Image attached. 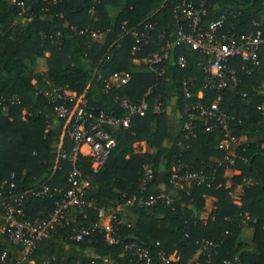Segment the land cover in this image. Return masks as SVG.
<instances>
[{"label":"trees","instance_id":"16d2710c","mask_svg":"<svg viewBox=\"0 0 264 264\" xmlns=\"http://www.w3.org/2000/svg\"><path fill=\"white\" fill-rule=\"evenodd\" d=\"M182 1L0 0V96L18 102L5 110L0 106V190L25 192L46 183L47 196L24 204L31 219L48 217L65 199L72 141L64 134L65 120L43 93L62 87L82 95L94 113L123 115L116 96L144 98L148 103L146 113L133 116L128 129H114L115 146L98 171L89 156L78 154L76 165L87 180L83 196L92 205L81 213L72 208L76 220L94 223L98 207L140 195L165 193L171 198L168 205H134L114 213L111 225L120 237L117 244L107 243L99 231L77 242L69 238L70 225L57 226L37 242L22 264L48 256H53L51 264H85L92 259L103 264L104 258L113 264H133L130 252L124 250L132 241L150 246L153 264H161L158 250L174 255L169 264H226L235 259L240 264H264V45L259 50L260 65L250 74L239 59L230 60L237 69L236 86L218 88L206 70L204 55L182 43L174 44L164 63L153 65L163 69L157 75L142 59L159 50L165 40L174 39L175 8ZM221 15L226 16V27L233 24L238 32L257 22L254 29L264 38V0H204L203 27ZM147 25L153 41L134 50L137 41L131 31L145 32ZM181 56L184 67L178 63ZM40 58L46 69L37 72ZM115 72L128 73L129 79L120 86L109 85ZM185 88L189 99L184 98ZM217 97L238 138L228 150L219 146L220 126L213 121L212 130H206L212 121L198 113L190 117L187 108L190 101L210 102ZM141 141L154 146L155 153L142 152ZM227 152L233 154V163L219 166ZM145 165L151 166L152 178L142 189ZM186 170L215 173L209 181L175 186L174 174ZM237 185L241 193L235 198ZM207 200L212 209L202 217ZM126 211L136 214L135 222ZM205 240L216 244L209 258L197 254ZM3 250L12 258L21 254L20 246L0 230Z\"/></svg>","mask_w":264,"mask_h":264},{"label":"built area","instance_id":"2783aa9c","mask_svg":"<svg viewBox=\"0 0 264 264\" xmlns=\"http://www.w3.org/2000/svg\"><path fill=\"white\" fill-rule=\"evenodd\" d=\"M204 12V0L198 3L183 0L178 3L175 8V33L174 39L165 40L159 50L148 53L142 60L148 62L151 70L161 75L163 69L156 70L153 65L164 63L167 60L168 51L176 43L186 44L195 50H199L205 57L206 70L209 76L217 81L218 88L236 86L239 82L237 69L230 65L231 59H239L242 62V69L250 74L260 65L259 50L264 45V38L260 32L254 27L258 25L253 22L250 28L238 32L233 24L226 27V16L221 15L219 18L211 21L207 26L201 25V16ZM181 14L182 16H178ZM185 23H181L182 20ZM253 27V28H252ZM151 25H147L145 32L132 30L131 34L136 38L137 44L133 49L138 50L143 44L153 41L148 31ZM95 33L92 32V35ZM164 38L163 34L159 35ZM137 61V60H136ZM178 63L184 67L186 61L184 57H179ZM129 79L128 73H113L109 77V85L120 86ZM207 87V83L203 86ZM185 88L184 98L189 99V92ZM49 104L52 105L55 113L65 120L64 134L72 141V148L68 155L71 162L67 174V182L69 187L66 190L65 199L57 202L56 207L48 217L45 218H28L25 215L24 204L30 198L44 197L49 193L50 187L43 183L38 188L25 192H9L0 190V210L2 222L0 230L6 232L11 241L20 246L21 254L18 258H12L8 255L7 250L0 252V264H22L33 252L36 244L41 239L49 237L55 232L57 226L70 225L71 232L69 238L77 242L84 241L86 238L93 236L96 231L103 232L104 238L109 244H117L120 237L116 235L111 225L114 213L130 206H152L157 202H164L166 205L171 203L168 194H150L145 197L140 195L137 198H128L124 202H120L111 207H98V220L94 223L84 224L76 220V216L72 215V208H77V212L81 213L83 208L91 206L92 202L87 201L83 196V189L87 185V180L83 177L81 171L76 165V159L79 153L90 157L91 166L94 171H98L106 161L110 150L115 146V128L128 129L135 115L142 116L148 109V103L143 98L140 101H134L127 97L119 98L116 101L119 106L124 109V114L117 116L99 110L94 113L93 108H88L87 101L83 96L78 95L75 91H71L62 87H54L51 90L43 92ZM202 92L198 93V97ZM18 103L15 99H6L0 96V106L3 110L8 108L10 104ZM262 106H258L260 109ZM190 111V117L195 113L203 117L205 120L212 121L206 126V130H212L213 121L221 128L222 138L219 146L224 150H228L232 144L238 142V138L233 136L229 126V115L222 111L219 107V97L210 102L202 100L190 101L187 104ZM190 127V122L185 125ZM245 139V137H243ZM65 156V154H63ZM234 161L233 154L227 152L224 157L219 160V166H227ZM144 177L141 181V188L144 189L146 184L152 178V168L150 165L144 166ZM214 171L209 175L202 172H189L186 170L183 174L175 173L176 183L179 186L182 182L188 184L195 182L196 184L212 180ZM13 186V184H12ZM108 217L107 223L103 219ZM159 242L155 243L158 247ZM214 244L210 240L203 241L197 254L209 256L214 253ZM124 250L129 251L132 258L130 262L133 264H153V256L150 252V246H143L135 241L128 242L124 246ZM133 256L136 257L133 259ZM156 258L161 264H169L174 259V255H167L163 250H158ZM53 256L41 259L39 262L30 260L31 264H51ZM103 264H113L109 259L104 258ZM85 264H97L94 259ZM226 264H240L236 261Z\"/></svg>","mask_w":264,"mask_h":264},{"label":"crops","instance_id":"0c3cea01","mask_svg":"<svg viewBox=\"0 0 264 264\" xmlns=\"http://www.w3.org/2000/svg\"><path fill=\"white\" fill-rule=\"evenodd\" d=\"M140 146H141L142 152H148V153L153 154L156 151V148L154 146L149 145L146 141H141L140 142ZM229 175H231V171L229 172ZM231 184L232 183H231L230 179H228L226 181V186H230ZM236 187L237 188L235 189V193L237 195H239L241 193V185H237ZM235 198H238V196H235ZM236 202H238V200H236ZM211 209H212L211 201L207 200L206 203H205V206H204V211L201 213V216L202 217H207V215L210 213ZM126 214L129 215V217L131 218L132 222L136 221V219H137L136 214H134L131 211H126ZM108 221H109L108 217H105L103 219L104 223H107Z\"/></svg>","mask_w":264,"mask_h":264},{"label":"rangeland","instance_id":"374dc122","mask_svg":"<svg viewBox=\"0 0 264 264\" xmlns=\"http://www.w3.org/2000/svg\"><path fill=\"white\" fill-rule=\"evenodd\" d=\"M46 55H48V53H46ZM46 69V62L43 58H40L38 60V65L36 67V71L39 72V71H44ZM230 170L226 171V174H229ZM237 188V187H236ZM235 196H237V194L235 193Z\"/></svg>","mask_w":264,"mask_h":264}]
</instances>
